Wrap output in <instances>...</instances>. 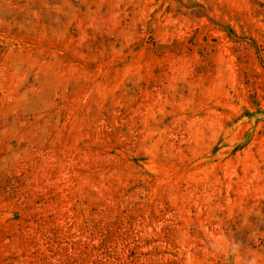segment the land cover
<instances>
[{"label": "rangeland", "instance_id": "obj_1", "mask_svg": "<svg viewBox=\"0 0 264 264\" xmlns=\"http://www.w3.org/2000/svg\"><path fill=\"white\" fill-rule=\"evenodd\" d=\"M0 264H264V0H0Z\"/></svg>", "mask_w": 264, "mask_h": 264}]
</instances>
